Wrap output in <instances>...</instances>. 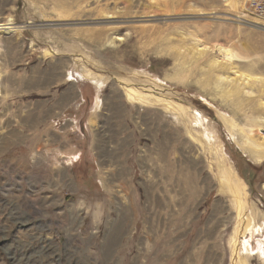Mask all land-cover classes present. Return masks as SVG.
<instances>
[{
    "label": "rangeland",
    "instance_id": "1",
    "mask_svg": "<svg viewBox=\"0 0 264 264\" xmlns=\"http://www.w3.org/2000/svg\"><path fill=\"white\" fill-rule=\"evenodd\" d=\"M0 23V264H264V21L246 0H0ZM91 82L99 171L63 201L72 176L38 167L37 142Z\"/></svg>",
    "mask_w": 264,
    "mask_h": 264
},
{
    "label": "crops",
    "instance_id": "2",
    "mask_svg": "<svg viewBox=\"0 0 264 264\" xmlns=\"http://www.w3.org/2000/svg\"><path fill=\"white\" fill-rule=\"evenodd\" d=\"M70 83L73 82L70 81ZM77 83L75 81V84ZM83 89L84 92L80 90L82 100L75 99L72 105L73 108L69 110L70 117L66 118L68 120L62 124L60 129L53 127V132L60 134V136L58 138L50 137L42 141L38 140L37 142L36 158L38 167L47 169L46 171L53 176L58 174L72 176L73 183L69 181L66 186L67 193L63 192V201L67 200L70 194H78L86 189L84 185L85 178L79 179L78 184L76 175L91 178V176H97L99 171L97 158L89 136V127L94 106L100 93V86L91 82ZM98 183L94 182L96 186H93L92 189H99ZM50 185H52L48 186L51 187L50 190L54 188L60 191L61 183L59 181L54 180ZM45 189L47 188L45 187Z\"/></svg>",
    "mask_w": 264,
    "mask_h": 264
},
{
    "label": "bare ground",
    "instance_id": "3",
    "mask_svg": "<svg viewBox=\"0 0 264 264\" xmlns=\"http://www.w3.org/2000/svg\"><path fill=\"white\" fill-rule=\"evenodd\" d=\"M245 1V0H244ZM164 3V2H163ZM238 3V1H237ZM236 7V6H235ZM235 9V8H234ZM113 16V15H112ZM8 24V23H5V25ZM248 24V23H247ZM2 24V28H6L7 30H15L16 26H5ZM253 26H256V27H259L264 29L263 26H260L259 25H256V24H251ZM0 26H1V23H0ZM6 32V31H5ZM117 40H121L122 39V36L120 35H116L115 37ZM201 45V44H199ZM216 46V45H215ZM220 50H223L224 52L227 50L226 47H222L220 46L219 47ZM223 58L227 61L226 63L227 64H230V62L232 61V55L230 54H225L223 56ZM216 62V61H215ZM234 73H237L236 70L233 71ZM245 76H243L244 78L242 79V83H246L247 80L249 79V75L248 74H244ZM228 78V77H226ZM233 79V78H232ZM230 79V80H232ZM242 84V85H243ZM241 85V83H240ZM239 91V88H237V86L234 87V89L232 90V92H237ZM249 92V91H248ZM129 96H131L129 94ZM171 106V105H170ZM170 108V107H168ZM181 107H177L176 109H178L179 111H183L180 109ZM196 112H198L197 110H195ZM252 112H263L264 110L262 108H256V107H253L251 109ZM185 112V111H183ZM261 122L264 123V119L261 118ZM248 140H249V143L250 145L252 146V149H255L258 154L256 155V157L260 160H262L264 158V129H261V128H257L256 130L253 131V129H251V131L248 133ZM164 167V166H163ZM223 168V167H222ZM223 174L221 175V177L223 178V180L220 179V191H224V193H226L227 197L229 198L230 201L233 202V205H234V208H235V211L237 212V215L240 216L241 213L243 212L244 210V206H245V200H244V195H245V192H246V188H245V185L238 181L237 179H235L233 177L232 174H230V172H228L227 174L225 172H222ZM147 174V173H146ZM163 177V176H162ZM204 180V178H202ZM182 182L183 184H186L187 185V188H188V193L193 197V194L192 192H196V189L197 188V182L195 179H191V177H185V178H182ZM200 182H204L200 179ZM186 185L184 186L186 188ZM195 187V188H194ZM198 194V193H197ZM154 195V194H153ZM186 196V195H184ZM195 196V195H194ZM197 197V196H196ZM155 201V200H153ZM198 201V200H196ZM186 202V201H185ZM156 203V202H155ZM184 203V201H183ZM182 203V204H183ZM186 204V203H185ZM216 202L213 204L212 206V213H211V218L214 216L215 214V207H216ZM187 205V204H186ZM214 208V209H213ZM186 212V211H185ZM184 212V213H185ZM125 213V212H124ZM123 213V219H126V214ZM250 215V214H249ZM248 218V217H247ZM251 220H252V217L250 216ZM251 220H246L247 223L245 224V231H248V232H251V229H252V222ZM256 226V225H254ZM180 228V227H179ZM258 226L256 227L255 230H258ZM118 231L120 229H117ZM117 231V234L119 233ZM210 231V230H209ZM239 260V264H245V261L241 258V256H238Z\"/></svg>",
    "mask_w": 264,
    "mask_h": 264
},
{
    "label": "built area",
    "instance_id": "4",
    "mask_svg": "<svg viewBox=\"0 0 264 264\" xmlns=\"http://www.w3.org/2000/svg\"><path fill=\"white\" fill-rule=\"evenodd\" d=\"M248 10L264 21V0H246Z\"/></svg>",
    "mask_w": 264,
    "mask_h": 264
},
{
    "label": "water",
    "instance_id": "5",
    "mask_svg": "<svg viewBox=\"0 0 264 264\" xmlns=\"http://www.w3.org/2000/svg\"><path fill=\"white\" fill-rule=\"evenodd\" d=\"M183 18H186V17H183ZM73 24H77V22H60V23H56L54 25H56V26H58V25H61V26H69V25H73Z\"/></svg>",
    "mask_w": 264,
    "mask_h": 264
}]
</instances>
